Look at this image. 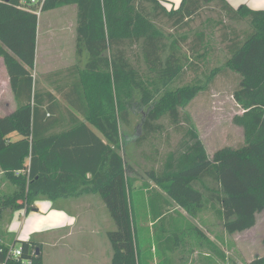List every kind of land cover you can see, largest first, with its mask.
<instances>
[{
	"label": "trees",
	"instance_id": "trees-1",
	"mask_svg": "<svg viewBox=\"0 0 264 264\" xmlns=\"http://www.w3.org/2000/svg\"><path fill=\"white\" fill-rule=\"evenodd\" d=\"M21 1L0 0V59L17 103L12 114L0 117V173L15 186L0 191V222L4 211H36L40 199L98 195L116 225L108 232L111 264H144L133 198L134 192L139 196L137 179L128 176L132 166L121 153V126L131 127V105L139 96L147 112L138 145L164 132L165 117L183 135L176 151L147 170L150 181L140 188L153 218L169 212L170 199L193 218L212 213L229 234L255 227L257 214L264 212V10L234 8L227 0H181L177 8H168L167 0H42V12L77 8L76 54L86 59L68 72L71 81L60 79L63 105L35 84L39 17ZM210 5L228 21L248 26L241 34L227 28L230 35L223 40L228 55L223 68L241 78L233 98L242 113L233 122L244 141L213 156L184 112L204 86H177L187 71L188 38L167 36L159 24L165 19L171 28L188 26ZM196 37L194 43L208 47L205 33ZM70 117L73 125L56 131ZM152 184L166 197L157 189L151 193ZM151 194L164 203L155 207ZM12 246L0 239V264H44L34 238L21 243V257L8 256ZM220 255L225 261L223 251ZM246 264H264V256Z\"/></svg>",
	"mask_w": 264,
	"mask_h": 264
},
{
	"label": "rangeland",
	"instance_id": "rangeland-1",
	"mask_svg": "<svg viewBox=\"0 0 264 264\" xmlns=\"http://www.w3.org/2000/svg\"><path fill=\"white\" fill-rule=\"evenodd\" d=\"M166 3L169 6L172 5L171 2L167 1ZM160 21L162 22H159V24L163 27L167 36L188 38V43L183 47L185 57L189 58L187 61V71L183 78L177 82V86L199 82L204 86L203 90L194 97L184 112L188 113L193 119L208 154L213 156L219 149L237 147L244 141V136L243 131L233 122L234 117L242 113L241 108L233 98V94L239 86L241 78L234 72L223 68L228 56L226 44L223 40L225 33L230 35V30L227 28L232 26L237 33L241 34L248 26L245 23L235 24L228 21L219 8L214 5L202 9L200 15L192 22L190 21L188 26L171 28L169 25L163 24L166 21L165 19ZM200 33H205L204 41L205 43L209 42L206 48H203L198 43H194L196 38H198L196 34ZM76 36L77 9L74 6L63 7L48 12L41 11L38 24L36 62L32 75L39 90L56 94L63 105H66V102L57 91V88L62 87L64 84L60 79L65 78L67 82L68 78H70L68 72L77 65L82 66L86 59L80 60L76 54ZM192 48L195 51L191 50ZM205 53H208V55L204 58L202 55ZM218 68H220V71H215ZM136 97L131 105V127L121 126L123 133V150L121 153L126 162L132 166V171L128 173V176L135 177L137 179L135 184L138 186V184L143 185L145 181H150L146 174L147 170L154 166L159 167L160 162L165 159L168 152L176 151L182 141L183 135L182 132L176 131L173 125H171L169 118L165 117L161 120L164 132L157 134L158 136L155 135L156 137L150 140V144L144 143L138 145L137 138L142 135V125L147 110L139 104V96ZM6 100L13 107V93L11 90L8 91ZM16 108L17 103L15 104ZM156 151L158 152L155 155ZM14 188L15 186L0 173V191L12 192ZM139 195L142 198L136 204V193H133L137 215L139 208H141V200H144V205L146 204L145 199H143L145 192L143 194L139 193ZM96 198L102 200L100 196H96ZM63 202L66 201L63 200ZM101 202L103 203V212L108 217L109 228L105 231L106 233L104 232V237L107 240L110 253H113L107 235L108 232L116 230V225L106 205L103 201ZM45 210V207L42 208L43 212ZM66 210L68 213L76 211L75 208L69 206L66 207ZM23 211L26 212V210ZM16 212L4 211L0 222L1 242L11 246L15 244L19 248L22 242L34 238L42 246L41 251L44 264H92L86 260L83 253L79 252V255L73 253L71 243L79 245V242H81L83 244L85 236L82 237L77 234L69 238V228L62 229L56 235L45 231L42 234L34 235L27 239L24 238L25 227L27 225L24 221V218L26 220V215L24 212H21L18 215L19 218L15 220L17 229L14 233L16 237L8 234L7 226L10 223L9 220H13ZM176 214L179 215L176 212L174 215H169V217L175 220L176 217L174 216ZM192 222L199 223L200 229L196 228L203 232L206 238H208L209 233L214 234V242L218 243L220 248L227 254L226 264H246L256 257L264 256V212L257 214L255 227L243 233H227L222 223L212 213L203 215L201 222H195L194 220ZM141 224L140 222L137 223V228L138 233L142 235L140 245L143 253L146 254L144 255L145 259H147L151 256L149 246L155 243L158 245V239L153 237L151 240L149 228L144 229L142 228L143 226H140ZM159 230L160 226L158 225L157 234L160 232ZM19 231L23 234L21 235ZM173 233L175 235L174 230ZM63 236L65 239L61 240ZM178 237L183 244V234L181 232L178 234ZM147 246L148 250L146 249ZM74 250L77 251V249ZM81 250H84V244L81 246ZM144 264H147V262H144Z\"/></svg>",
	"mask_w": 264,
	"mask_h": 264
},
{
	"label": "crops",
	"instance_id": "crops-1",
	"mask_svg": "<svg viewBox=\"0 0 264 264\" xmlns=\"http://www.w3.org/2000/svg\"><path fill=\"white\" fill-rule=\"evenodd\" d=\"M171 2V6L167 5L168 8H177L181 0H167ZM230 5L234 8H238L241 5H247L253 10H264V0H227ZM75 7V6H74ZM76 8V7H75ZM77 9V8H76ZM77 37V36H76ZM38 38V36H37ZM76 43V42H75ZM38 44V40H37ZM76 45V44H75ZM11 90L10 78L4 64V60L0 59V117L12 114L15 109L16 100L13 93L12 107L11 103L6 100L8 91ZM73 118H69L63 122V126L59 128L61 131L67 127L73 125L75 122ZM98 135L99 133L94 130ZM15 135V136H14ZM11 136L12 140H17L19 137L14 134ZM153 185V184H152ZM136 186V184H135ZM142 184L136 186L138 195L140 192ZM151 193L153 189H157L159 193L165 196V194L155 185L150 187ZM141 200V208H139L137 219L142 228H149V237L152 240L153 237L158 239V245L155 243L150 247V252L152 259H145L144 262L147 264H226L227 254L222 250L219 244L214 242V234L209 233L208 238L196 227L199 223L195 222L202 221V217L193 218L187 214L181 207L176 203L171 201L169 212L165 214L164 217L159 219H154L151 215V209L148 207V201L146 191ZM150 200L153 199L155 207L161 206L164 201L156 198V194H151ZM98 195H83L80 197L72 198H61L56 201L50 200H38L35 203L36 211L27 213L25 211H18L12 221L7 226V233L15 235L16 223L15 220L19 218L18 215L21 212L25 213L27 223L25 227L24 238H31L34 235L42 234L43 232H51L53 235L59 234L62 229L69 228V238L74 235L79 234L84 237V250H81V242L79 245L77 243H71V249L73 253L79 255L83 253V256L87 261L92 264H111L113 253H110L107 240H105L104 232L108 230V217L103 212L102 200L97 199ZM166 197V196H165ZM142 198V196L137 198L136 204ZM155 199V200H154ZM66 201V202H63ZM73 207L76 211L68 213L66 207ZM46 208L45 212L42 208ZM77 212V213H76ZM176 214L175 220L169 217L171 214ZM17 215V216H16ZM190 217V218H189ZM167 218V219H166ZM164 219H166L164 221ZM177 219V220H176ZM193 219V220H192ZM163 221V222H162ZM221 223V222H220ZM158 225L160 226V232L157 234ZM22 229V227H21ZM20 229V230H21ZM200 229V228H199ZM175 231V235L173 233ZM179 230V231H178ZM179 232V233H178ZM180 232L183 234V244L180 242L178 234ZM19 233L22 235L21 231ZM106 233V232H105ZM58 236V235H57ZM108 236V235H107ZM142 235L139 233V241H141ZM65 237H61V240ZM152 244V243H151ZM148 246L146 249L148 250ZM216 247V248H214ZM176 248V249H175ZM74 249H77L74 250ZM221 251L225 254V261L221 259Z\"/></svg>",
	"mask_w": 264,
	"mask_h": 264
},
{
	"label": "built area",
	"instance_id": "built-area-1",
	"mask_svg": "<svg viewBox=\"0 0 264 264\" xmlns=\"http://www.w3.org/2000/svg\"><path fill=\"white\" fill-rule=\"evenodd\" d=\"M21 3L26 7V8H32L35 7V12L38 14V17L40 16V13L42 11V6L43 2L42 0H22ZM19 174V172L17 173ZM1 250V249H0ZM2 252V250H1ZM22 255V249L19 247H10L8 250V256H12L14 258L21 257Z\"/></svg>",
	"mask_w": 264,
	"mask_h": 264
}]
</instances>
